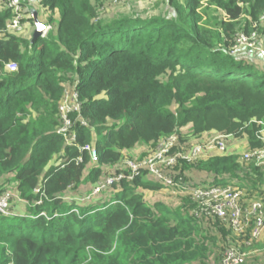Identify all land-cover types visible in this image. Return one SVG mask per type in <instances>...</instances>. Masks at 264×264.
<instances>
[{"label":"trees","instance_id":"1","mask_svg":"<svg viewBox=\"0 0 264 264\" xmlns=\"http://www.w3.org/2000/svg\"><path fill=\"white\" fill-rule=\"evenodd\" d=\"M96 2L37 0L52 29L33 42L31 16L24 35L5 31L13 13L0 8V197L24 206L0 212V264H195L216 248L219 259L240 238L216 218L193 216L187 196L150 204L148 192L170 188L147 171L92 192L128 174L123 161L136 145L153 151L172 134L175 149L205 133L263 146L255 121L264 120V69L230 47L237 31L264 40V0H168L167 13L145 18L99 17ZM212 8L220 15L204 24ZM76 81L77 144L67 145L56 132L59 105ZM87 143L96 160L80 149ZM162 171L188 186L238 187L246 202L264 198V170L230 149ZM256 261L243 264H264Z\"/></svg>","mask_w":264,"mask_h":264},{"label":"built area","instance_id":"2","mask_svg":"<svg viewBox=\"0 0 264 264\" xmlns=\"http://www.w3.org/2000/svg\"><path fill=\"white\" fill-rule=\"evenodd\" d=\"M0 8H8L13 13V18L7 25L6 30L23 32L25 29L26 13L21 0H0ZM264 21V11L260 17ZM40 37H46L52 29L50 23H44ZM253 50L258 56L264 59V40L256 30L249 34L243 31H237L234 35L233 43L230 47L231 54H237L242 51L247 53ZM6 68L13 71L17 68L16 64L8 61ZM77 81L73 85H67L63 91L62 100L59 105L60 125L56 132L63 136L67 145H76L77 137L71 132L74 124L72 115L80 113L81 100L77 90ZM261 125L258 137L263 141L260 148L247 149L242 152V159L247 163H253L264 170V123L255 121ZM82 125L87 123L81 120ZM95 132V130H94ZM223 135L216 134L205 143H192L189 148L183 150L182 145H178L177 136L161 138L156 144L154 150L147 156L132 160L125 158L123 169L128 174L119 173L115 176H109L100 181L93 189V194H97L101 189L110 185L113 181H118L122 177L133 179L144 171L153 175L157 180L163 181L165 186L170 188L171 193L176 195L187 196L194 204L191 213L197 218H216L222 224L230 229L232 234L238 239L236 242L226 246L221 251V257L217 264H243L252 252H256L254 246L263 242L264 239V198H252L250 201L242 199L243 191L232 185H196L188 186L182 177L175 179L170 175H165L163 168L172 169L180 160L186 162H195L202 157L204 153H225L227 145ZM81 150L87 151L92 160H96V149L89 143L80 146ZM81 162V158H77ZM9 195L4 194L0 197V212L8 214L7 202ZM248 231V236L246 232ZM247 236V237H246ZM264 250V245H263Z\"/></svg>","mask_w":264,"mask_h":264},{"label":"rangeland","instance_id":"3","mask_svg":"<svg viewBox=\"0 0 264 264\" xmlns=\"http://www.w3.org/2000/svg\"><path fill=\"white\" fill-rule=\"evenodd\" d=\"M94 2H96V5H98V11L100 14L99 17H102V16L107 17V16H112V15L114 16L120 13H126V14H132L134 16L145 18V17L156 15V14H159V15L165 14L167 13L170 7V5L168 4V0H94ZM213 9L214 8L208 11L209 15L208 14L205 15L204 20L206 21L203 22L204 24L212 25L215 22L213 17L216 15H220V11L216 10L217 11L216 12L214 11L215 9L214 10ZM28 24H30V21H28ZM21 34L24 35L25 32H22ZM51 35L53 36V34ZM249 51H252V52H249V53L246 52L247 54L245 53L244 55L240 54V57L242 56L245 58V60H249L251 62L253 61L257 65L258 68L264 69V59L259 57L257 52L253 50H249ZM260 122L264 123V120H261ZM214 135H216V133H205L202 135L201 142H199L197 139H193L192 143H197V142L205 143ZM225 143L227 145L226 151L230 149L231 151L239 154V156L241 157H242V152L245 151L247 147L244 139L242 141L229 140V141H225ZM129 152H131L130 154H133L132 155L133 157L131 158L128 157V158L132 160H137V159H141L149 155L152 151L150 150V147L143 146V145H136L134 149ZM90 159L92 160L91 156H90ZM159 196L163 198L164 200H166L168 204H171L172 207L179 204V201H178L179 195L175 196L173 195V193H171V191H169L168 193L166 192V190L161 191V192L158 191V192H155L154 195L148 192V195H146L147 200L150 204H153L155 200H158L157 198H160ZM81 197L82 196H78V198H81ZM13 205H14V201L9 202L8 200L6 208H12L14 211L17 210L16 212H23L24 206L22 204L20 206L18 205L19 207L17 208L13 207ZM263 242H264V239H263ZM259 243H257L254 246V249H256L257 251L252 252L250 256L247 258V260H257L256 262H258L264 259L263 246H258ZM214 252H216V254L212 256L214 257L213 260L211 259L205 263L204 261L201 263L198 261L195 264H217L222 254L220 255L219 259H217L219 248H216ZM252 257H256V259H253Z\"/></svg>","mask_w":264,"mask_h":264},{"label":"crops","instance_id":"4","mask_svg":"<svg viewBox=\"0 0 264 264\" xmlns=\"http://www.w3.org/2000/svg\"><path fill=\"white\" fill-rule=\"evenodd\" d=\"M22 2L24 5V8H25L26 20L28 19L29 16H31V18L33 20V17H32L33 12H36L38 20L40 22H42L43 24H44V22H46V20H47L46 15L47 14H46V12L43 11V9L36 7L37 0H22ZM26 23H27L26 30H28L29 27L31 26V22H30V24H28V21ZM27 26H28V28H27ZM32 32H33V30H32Z\"/></svg>","mask_w":264,"mask_h":264},{"label":"water","instance_id":"5","mask_svg":"<svg viewBox=\"0 0 264 264\" xmlns=\"http://www.w3.org/2000/svg\"><path fill=\"white\" fill-rule=\"evenodd\" d=\"M32 17H33L35 27L32 32L31 42H33L34 40H36L37 38L41 36L42 30L45 27V25L38 20L36 12H33Z\"/></svg>","mask_w":264,"mask_h":264},{"label":"clouds","instance_id":"6","mask_svg":"<svg viewBox=\"0 0 264 264\" xmlns=\"http://www.w3.org/2000/svg\"><path fill=\"white\" fill-rule=\"evenodd\" d=\"M34 30V29H33Z\"/></svg>","mask_w":264,"mask_h":264}]
</instances>
